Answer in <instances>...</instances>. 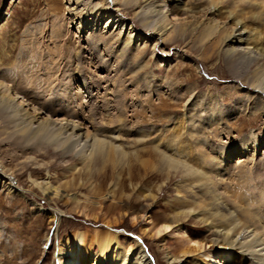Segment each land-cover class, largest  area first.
Listing matches in <instances>:
<instances>
[{
  "label": "rangeland",
  "instance_id": "obj_1",
  "mask_svg": "<svg viewBox=\"0 0 264 264\" xmlns=\"http://www.w3.org/2000/svg\"><path fill=\"white\" fill-rule=\"evenodd\" d=\"M100 2L0 0V84L39 118L76 123L106 144L92 153L68 150L59 135L27 141L0 110V173L16 188L0 190V264H58L65 237L89 242L106 223L125 247L139 239L156 264H195L196 254L166 260L194 243L212 253L204 263L248 264L237 252L222 258L228 250L210 228L252 216L264 242V95L250 84L264 59L243 66L222 44L241 21L264 51V14L255 17L264 0H182V10L170 1L178 29L137 43L128 59L111 35L95 47L97 35L84 33L100 25ZM145 6L120 14L142 33ZM164 224L172 232L156 234Z\"/></svg>",
  "mask_w": 264,
  "mask_h": 264
},
{
  "label": "bare ground",
  "instance_id": "obj_2",
  "mask_svg": "<svg viewBox=\"0 0 264 264\" xmlns=\"http://www.w3.org/2000/svg\"><path fill=\"white\" fill-rule=\"evenodd\" d=\"M100 8L96 10L93 18L100 24L98 27H93V22L85 24L87 27L84 31L85 35H97L95 38L89 39L92 46H97V42L104 39L102 36L111 35V39L116 47V55L123 58L131 57L133 51L136 50L137 43L150 42L156 44L162 42L173 29L177 30L178 26L171 24L168 20V9L166 3H172L173 7L182 10V0H100ZM186 2V1H184ZM145 3V7L141 9L137 15L140 26L145 29L142 33L134 25L127 23L121 14L122 10L138 8L139 4ZM218 0H209L212 8L216 7ZM258 12L255 17L264 14V3L258 2L255 5ZM172 7V8H173ZM122 8V9H119ZM73 11L75 8L72 9ZM138 14V13H137ZM158 18L159 21L150 20ZM148 19L150 20L149 22ZM175 21V20H174ZM210 29L218 28L215 22L210 19L207 20ZM177 22V21H176ZM155 24V25H153ZM214 24V25H213ZM82 25V24H81ZM212 25V26H211ZM218 25V24H217ZM180 26V25H179ZM112 31V32H111ZM209 31V30H208ZM175 33V32H174ZM144 36V37H143ZM171 36V35H170ZM174 36V35H173ZM249 35L242 25L241 21L237 22L235 30H227L222 36V44L226 46L224 52L227 58L232 59L233 62L240 61L239 63L246 62L247 65L251 63L258 64L260 59H264V51L257 45L249 44ZM114 38V39H113ZM136 53V52H135ZM138 52V55H141ZM136 56V55H135ZM126 60V59H125ZM243 60V61H242ZM231 61V62H232ZM232 62V63H233ZM241 66V67H243ZM251 85H255L257 90L264 95V62L257 66V70L252 78ZM0 110L7 111L12 117L14 122L19 121L22 125L20 134L25 137L24 139L32 140L35 138H50L59 135L60 141H65L68 144V150L74 146H85L87 149H92L99 153L103 147H106L105 142L91 138L84 127L76 123L51 121L49 119H41L37 114L32 113L29 106L22 104L18 97L11 94V91L0 84ZM8 115V116H9ZM59 139V138H58ZM61 145V144H60ZM245 152H240V157L245 156ZM92 155V154H91ZM101 186V185H100ZM0 190L5 191L8 195L13 196L16 194V188L12 184L11 179L0 173ZM122 200V199H121ZM190 215V213H188ZM187 214V215H188ZM183 216V215H182ZM179 214H173L171 218L173 223H177ZM242 220L237 221L240 224L234 225L229 231L212 226L211 233L213 242L221 248L225 247L228 250L222 255V258H228L230 251L233 253L243 255V263L248 264H264V242L253 230V224L257 221L252 216L242 215ZM146 221H151L150 217H145ZM133 221L136 219L133 217ZM248 221V225L246 222ZM150 223V222H149ZM244 225V226H243ZM106 231L103 234H97L96 238L91 239L89 242L80 234H75L70 240L64 238L60 248L57 250L58 264H156L151 255L147 251L142 242L135 238L132 242H128V247L117 238V232L110 227V223L105 225ZM183 227V226H182ZM174 232L181 235V229L177 228ZM171 224H164L160 229L156 230V234L172 232ZM146 231V230H145ZM144 231V232H145ZM202 245L194 243V245L187 246L186 249L181 251L179 257L171 254L166 255V260L175 261L180 257L196 254L199 255L195 258V264H213L215 262L204 263L203 257L212 258L210 251L201 252ZM70 257V260L67 259ZM234 263L233 260L230 262Z\"/></svg>",
  "mask_w": 264,
  "mask_h": 264
}]
</instances>
